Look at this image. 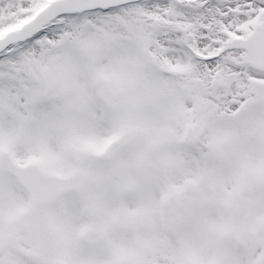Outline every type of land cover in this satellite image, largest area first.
<instances>
[{"label":"snow or ice","instance_id":"snow-or-ice-1","mask_svg":"<svg viewBox=\"0 0 264 264\" xmlns=\"http://www.w3.org/2000/svg\"><path fill=\"white\" fill-rule=\"evenodd\" d=\"M0 264H264V0H0Z\"/></svg>","mask_w":264,"mask_h":264}]
</instances>
